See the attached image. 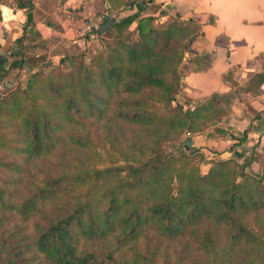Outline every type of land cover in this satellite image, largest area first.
<instances>
[{
	"label": "trees",
	"instance_id": "1",
	"mask_svg": "<svg viewBox=\"0 0 264 264\" xmlns=\"http://www.w3.org/2000/svg\"><path fill=\"white\" fill-rule=\"evenodd\" d=\"M146 3L126 1L125 8L135 6V13L106 20L113 24L99 39H116L117 47L107 45L109 53L94 55L88 64L85 50L60 61L78 65L60 85H45L51 100L24 106L15 97L8 103L1 93L0 115L10 112L22 140L15 154L29 159L53 158L64 145L89 149L86 122L110 114L141 127L148 145L144 160L123 167L97 169L76 157L74 164L59 160L62 172L44 175L20 200L9 188L15 180L0 178V264H183V258L172 262L162 250L164 242L173 241L186 242L183 250L191 248L203 259L200 264H264V227L255 225L264 222L258 216L264 211V167L249 173L239 171L235 159H213L200 174L188 162L176 167L178 159L170 150V135L199 134L215 126L239 102L238 92L213 93L190 107L179 104L185 54L198 30L174 22L155 28L163 13L139 17ZM135 20V31H129ZM22 38L16 41L10 70L26 64ZM38 77L29 79L34 83ZM261 84L264 69L247 81L245 91L254 94ZM150 90L158 92L161 110L144 96L134 99ZM183 149L191 148L185 142ZM2 170L18 174L23 167L8 161L1 163ZM247 215H256V221L250 225ZM13 218L25 224L37 219L28 243L4 228ZM123 251L127 259L120 257Z\"/></svg>",
	"mask_w": 264,
	"mask_h": 264
},
{
	"label": "crops",
	"instance_id": "2",
	"mask_svg": "<svg viewBox=\"0 0 264 264\" xmlns=\"http://www.w3.org/2000/svg\"><path fill=\"white\" fill-rule=\"evenodd\" d=\"M126 1L0 0V89L22 84L47 64L84 51L92 37L99 42L96 30L104 21L137 11L135 6L126 9ZM144 1L139 17L162 12L166 26L174 22L198 30L185 54L179 104L190 107L213 93L238 92L239 102L229 114L190 143L205 157H234L240 170L258 173L264 167V84L254 94L245 89L264 69V0ZM136 26L137 20L129 31ZM19 38L27 49L26 64L10 70ZM227 72L230 78H225Z\"/></svg>",
	"mask_w": 264,
	"mask_h": 264
},
{
	"label": "rangeland",
	"instance_id": "3",
	"mask_svg": "<svg viewBox=\"0 0 264 264\" xmlns=\"http://www.w3.org/2000/svg\"><path fill=\"white\" fill-rule=\"evenodd\" d=\"M165 27L166 24L155 25V28L157 29H164ZM135 38L136 35L131 37V39ZM115 41L116 39H106L104 42L93 40L85 49L84 60L86 63H90L94 55H105V52L109 53V47H117L114 43ZM78 53L71 55V57L76 56ZM73 65L77 68L78 64L76 60L71 63L64 62L42 67L37 71L36 74H38L39 77L36 78L34 83L27 78V80L25 79L21 81L22 84L16 86L8 85L7 88L0 89V92L6 97L8 103L11 102L12 97H15L21 102V105L24 106H29L31 103L38 105L43 104L46 100L52 99L46 94L45 85L50 82L60 85L66 74L76 70L72 68ZM177 67H179V65H177ZM31 83L32 85L30 88H27V85ZM25 91H28V93H24ZM157 93V91L152 90L146 91L145 94L142 93L135 96L134 99L143 100L144 96L148 105L152 108H157V110H161L163 104L155 97ZM147 96L148 98H146ZM9 115L10 112L5 111L0 115V165L1 163L3 164V162L14 161L23 167V171L16 174L15 172L2 170L0 172V178L7 181L12 178L15 180V185L12 187L10 186L9 188L13 191V196L16 200H20V198H23L31 192L32 187L36 185L39 182L38 180H40L41 177L43 178L44 175H52L62 172L61 167L57 164V161L59 160H63V164L68 165L74 164V160L79 158V160L84 161L90 167L102 169L112 166L123 167L126 164H135L144 160L145 155H147L145 148L148 145V142L144 140L143 129H141V127L124 123L122 120L117 119L110 114L102 120H91V124L86 122L90 139L89 149L81 150L77 147L64 145L54 151L53 158H42L38 160L29 159L27 155L15 154L14 150L21 145L22 140L16 126L17 120L10 118ZM196 135L197 134L184 132L180 134L173 133L169 136L170 150L178 159L176 167L181 168L183 163L188 162L191 165H196L200 174H205L210 168L211 160L222 158L217 156H211L208 158L205 157V155H202L203 157L201 159V155L199 154L201 152L193 146V143L188 146L191 148L190 150H184L183 144L185 142H192V139L196 137ZM178 149H180L187 158L178 157ZM231 158L234 159V157ZM235 163L238 164L236 161ZM238 169L240 171V167ZM261 171L262 169L257 172L260 173ZM249 173L255 172L252 171ZM175 185L174 182V187ZM247 216L250 217H245V221L250 225L256 221L253 217L256 215ZM258 216H264V211L258 214ZM36 221L37 219L25 224L13 218V220L5 223L4 228L8 231L14 230L18 239H21L22 242L28 243L30 240L29 237L33 233L32 222ZM255 225L264 227V222L256 223ZM185 243L186 242L184 241L164 242L162 250L168 255L172 262H174V259L177 256H180L183 258V264H200L203 259H200L199 255L191 248L186 251L183 250ZM93 247L98 249V246ZM119 255L123 259H127L128 252L123 251ZM42 264H45V262L42 261Z\"/></svg>",
	"mask_w": 264,
	"mask_h": 264
},
{
	"label": "water",
	"instance_id": "4",
	"mask_svg": "<svg viewBox=\"0 0 264 264\" xmlns=\"http://www.w3.org/2000/svg\"><path fill=\"white\" fill-rule=\"evenodd\" d=\"M113 24V20H108L106 22H104L103 24H101L99 26V28H97V34L98 36H101L111 25ZM2 98V94L0 92V100ZM191 143L187 142L186 145L189 146Z\"/></svg>",
	"mask_w": 264,
	"mask_h": 264
},
{
	"label": "built area",
	"instance_id": "5",
	"mask_svg": "<svg viewBox=\"0 0 264 264\" xmlns=\"http://www.w3.org/2000/svg\"><path fill=\"white\" fill-rule=\"evenodd\" d=\"M128 1H130V0H127V2ZM106 17H107V14H104L103 17H102V19L105 20ZM156 22L158 23V25H163L165 23V19L159 17ZM92 38H93L92 41L93 40H96L94 37H92Z\"/></svg>",
	"mask_w": 264,
	"mask_h": 264
}]
</instances>
